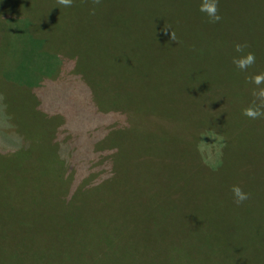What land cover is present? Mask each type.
I'll return each mask as SVG.
<instances>
[{"label":"rangeland","instance_id":"374dc122","mask_svg":"<svg viewBox=\"0 0 264 264\" xmlns=\"http://www.w3.org/2000/svg\"><path fill=\"white\" fill-rule=\"evenodd\" d=\"M19 2L30 18L14 14ZM182 2L195 9L199 0L168 1L170 15L196 22L179 11ZM93 6L90 0H73L71 7L0 0V182L14 190L0 196V264H64L66 258L76 264L75 256L102 264V248L122 250L118 264H132L136 251L200 250L203 238L214 249L236 245L250 253L240 242L241 219L264 213V199L250 195L237 205L231 188L237 168L264 165V121L255 119V129L238 127L227 118L211 121L208 110L249 106L252 74H163L162 64L152 71L151 59L164 55L143 53L131 9L100 4L92 15ZM261 20L245 28L261 37L252 42L244 33L239 43L248 51L256 43L255 56L264 59V15ZM30 21L48 38L32 36ZM105 110L107 118L100 115ZM210 124L221 128L233 153L216 178L200 173L193 149L200 128ZM98 166L96 178H105L86 188L91 177L84 174ZM263 174L264 166L254 186L242 189H254ZM68 195L62 205H70L56 212L40 203Z\"/></svg>","mask_w":264,"mask_h":264},{"label":"trees","instance_id":"16d2710c","mask_svg":"<svg viewBox=\"0 0 264 264\" xmlns=\"http://www.w3.org/2000/svg\"><path fill=\"white\" fill-rule=\"evenodd\" d=\"M168 1L177 2V0H101L100 4L115 5L117 8L123 6L131 9L132 17H129V20L132 21L134 19L136 37L140 35L143 39L142 41H144L142 44V47L144 46L143 53L146 56L152 54L164 55L162 58L151 59L155 63V68L151 67L152 71H155L156 65L160 64L163 65L166 71L163 74H258L264 71V59H260V57L256 58V63L246 72L239 70L232 63V57L238 55L234 51V46L236 43H239V39L243 36L242 34L247 33L252 42H256L258 36L261 37L260 32L258 35L257 30L247 31L245 28L248 27L249 22L250 24L255 23L256 27H259L262 21L261 18L264 15V0H219V12L222 19L216 23H210L207 16L199 11L201 0H199L198 6L195 9L193 5L186 7L184 2L178 6L181 9L179 10L180 12H186L187 14L191 12L196 22H190L187 17L179 20L171 16L172 6ZM258 11H263V14L261 16L257 15ZM251 12H256L257 21H252L249 18ZM14 14L26 18L31 17L30 12L23 10L20 2ZM30 22L32 24V26L30 25L32 36L40 39L48 38V31L46 32L35 22ZM171 32L175 33L174 41L171 39ZM202 40H205V42ZM251 47L252 52L256 54L257 44L253 43ZM141 70L142 68L138 65L136 67V74H141ZM209 83L204 84L206 92L211 91ZM242 110L235 107L226 108L225 110H208L210 114L209 119L213 122H219L227 118L232 125L255 129L253 127L255 125L254 120L244 116ZM107 113L108 111L105 110L100 115L102 114L107 118L109 116ZM119 117L124 122V114L119 113ZM256 120L263 123L264 118ZM262 123L258 128H260ZM226 140L227 138L221 128H217L212 124L208 127L200 128L193 149L196 154L195 162H198V169L201 174L209 178H216L221 174V167L223 164H226L227 156L229 154L233 155L229 149L226 150ZM93 148L94 146H92ZM259 150V146L257 145L252 151L254 155H257ZM263 166L256 164L254 167L246 165L243 168H237L232 186H246L250 184L254 186L258 170ZM97 170L103 169L98 166L93 172L84 174V176L89 175L91 177L86 188L96 187L105 178L106 175L101 173L97 179ZM3 185L0 182V196H2L1 192L4 190L14 194L13 186L10 182L7 185ZM245 192L264 199V174L258 186L251 191L248 188ZM65 198L66 200H55V202L41 199L40 203L46 208L47 212H56V209L57 211L62 207L65 209L70 205V202L66 206L62 205L65 201L68 202L70 197L68 195ZM6 200L17 202L12 197L6 198ZM48 205H57V208L53 209L48 207ZM253 209L255 210V208ZM241 220L244 222V226L241 228V230L244 229L242 233L244 238L240 239V242L243 243L242 241H244L243 246L245 247H252L251 251H249L250 253L242 252L241 249L240 251L236 250V245H228L225 249L220 247L214 249L215 243L208 245L206 243L209 241L203 238L201 239L203 242L198 245L203 248L200 250H171L155 255L153 253L146 254L142 251H136L133 254L132 264H247V262L250 264H264V251L256 248L264 247V213L257 217L249 214L244 217V220ZM249 222H252V224H248ZM75 237L76 235L73 239ZM203 243L205 245H202ZM239 246L241 247L240 244ZM76 251H81L79 250V244L76 247ZM120 253L118 249L103 252L102 248L98 255L102 264H118V256L119 261L123 259V251L121 250ZM75 257L78 259L76 260V264H83L87 260ZM96 262L98 263L99 261ZM70 263V259L66 258L64 264Z\"/></svg>","mask_w":264,"mask_h":264},{"label":"clouds","instance_id":"9594fccd","mask_svg":"<svg viewBox=\"0 0 264 264\" xmlns=\"http://www.w3.org/2000/svg\"><path fill=\"white\" fill-rule=\"evenodd\" d=\"M93 8L91 14L95 15L96 5H100L101 0H92ZM57 4L63 7H71L73 0H57ZM199 11L205 14L210 23L219 22L222 17L219 12V0H201ZM171 39L175 40V33L171 32ZM249 45L245 43H236L234 51L238 54L232 57V63L241 71L246 72L256 63L255 53L248 51ZM249 84L254 85L251 95L253 97L249 106L242 110V114L250 119L264 118V72L252 74L246 77ZM231 192L234 202L237 205L242 204L250 198V193L245 192L241 186L233 185Z\"/></svg>","mask_w":264,"mask_h":264}]
</instances>
